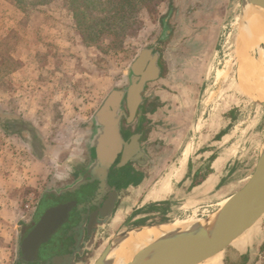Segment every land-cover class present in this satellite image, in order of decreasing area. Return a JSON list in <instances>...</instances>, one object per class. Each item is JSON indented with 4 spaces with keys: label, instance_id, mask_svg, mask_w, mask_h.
<instances>
[{
    "label": "rangeland",
    "instance_id": "obj_1",
    "mask_svg": "<svg viewBox=\"0 0 264 264\" xmlns=\"http://www.w3.org/2000/svg\"><path fill=\"white\" fill-rule=\"evenodd\" d=\"M93 1L0 0V120L20 121L23 130L12 134L0 126V264H18L22 230L37 219L42 199L53 189L72 186L89 164L93 118L113 90L129 85L131 67L144 49L161 54L162 70L144 98L160 105L155 92L165 89L164 79L170 76L180 91H166L188 108L179 130L177 124H162L169 138L153 135L157 140L150 144L155 125L163 122L142 114V143L151 161L142 167L141 190L146 192H131L132 201L143 199L152 187L180 181L191 151L201 152V177L210 167H223L208 163L219 152L231 164L230 182L237 187L217 190H240L262 151L264 108L241 85L242 0ZM132 13L134 21L129 20ZM252 54L264 68V45L261 54L256 47ZM138 121L123 127L138 132ZM219 205L202 202L171 222L133 221L124 209L115 225L100 231L85 264H94L122 233L174 221L191 224L201 218L197 211L207 215ZM250 247L258 248L251 257L246 253ZM216 261L264 264V217L207 264Z\"/></svg>",
    "mask_w": 264,
    "mask_h": 264
},
{
    "label": "water",
    "instance_id": "obj_2",
    "mask_svg": "<svg viewBox=\"0 0 264 264\" xmlns=\"http://www.w3.org/2000/svg\"><path fill=\"white\" fill-rule=\"evenodd\" d=\"M242 1V21L244 27L248 28L245 21L248 7L264 12V0ZM165 31L169 32L167 26ZM263 45L260 47L254 45L260 54ZM160 58L161 54L153 49L141 51L131 67L129 85L125 89L113 90L93 118L94 130L90 141V156L93 163L87 174L66 190L55 192L60 195L74 193L89 184L99 183L95 196L98 200L104 201V208L101 210L103 226L115 212L119 200L118 191L131 185L137 186L145 178L143 173L137 172L130 164L137 163L144 167L151 161L145 146L141 145L140 140L143 136L125 130L123 120L126 118L129 125L135 121L145 100L144 93L148 84L161 77ZM260 105L264 108V103ZM116 166L118 176L112 177L111 171ZM225 201H227L225 205H222ZM75 207L83 209L85 204L78 205L73 201L47 212L20 246L24 261L30 263L39 259L43 244L59 226L68 221ZM263 217L264 141L254 172L239 191L220 203L219 207L205 218L165 233L156 243L142 249L130 264H205L225 252ZM159 226L161 225L146 226L137 230ZM125 233L114 239L94 264H106L112 248ZM60 261L61 258H58L54 262Z\"/></svg>",
    "mask_w": 264,
    "mask_h": 264
},
{
    "label": "crops",
    "instance_id": "obj_3",
    "mask_svg": "<svg viewBox=\"0 0 264 264\" xmlns=\"http://www.w3.org/2000/svg\"><path fill=\"white\" fill-rule=\"evenodd\" d=\"M164 80H166L165 83L163 84L165 89L159 87L154 95L156 98L159 99L161 104L159 105V107L155 112H153L152 114L148 113L149 114L148 118L154 121L155 123L163 122L160 123L161 126H159L158 124L155 125V128L151 132L152 134H150V136L153 137V135L155 136L160 135L162 139H165L166 137L169 138L168 134L163 135L164 134L163 131L165 130V132L168 133L169 128L166 127L162 128V124L165 125L177 124L176 127L179 130L180 125L178 123H180V121L185 120L183 116L187 111L185 108L188 106L186 104L182 105L180 103L179 97L175 93L173 95L170 94L169 91H166V89L177 92L180 91V88L175 87L173 85V82H171L170 80V76ZM158 82L159 84H161L164 81L160 79ZM92 129L90 130L92 131ZM173 134H172V138H174L175 136ZM152 140H157V139H154L153 137L148 139L147 141L150 144ZM143 146H145L147 150V146L144 144ZM190 153L191 155L187 160V165L185 168L182 169L183 170L181 174L182 179L180 181H176V183L173 184L164 183L162 185H157V187H152L149 191H147L145 196L141 195L143 199L136 200L134 197L135 200L133 201L132 198L130 197L131 195L130 193L133 192V194H138L139 192L138 190L139 189L141 190V186H142L141 184L143 182L141 181V183L137 186L131 185L129 188L123 189V192L120 193L119 195V200L114 215L111 221H109V223H107L105 227H110L111 225L112 226L115 225L117 220L120 219V217L123 215L124 209H128L127 211L129 216L126 219H132L133 221L135 220L141 221L145 218H148L149 221L151 222L152 219L160 218V219H165V221L168 220L169 222H171L175 218L185 217L188 209H190V207L192 206L202 204V202L205 201L209 203L210 202L215 203V205L217 204L219 205L224 200H226L227 198L235 194L237 191H239L237 189H235V191L233 189L232 192L230 191L227 192L228 189L224 190L223 192H221V189L217 190L219 187H229V186L231 187L237 185V184H231L230 182L231 171H232L230 167L231 164L224 162L219 152L214 153L215 155H213L211 161L208 163L209 164L219 163V165L223 164V167L220 166L219 167L220 169L216 167H210L211 169L203 177H201V175L205 170L204 167L205 163L200 162L199 160L200 158L199 154L201 152L198 153V151H191ZM141 169H142L141 173L145 175L144 168ZM135 170L139 172L137 169ZM141 192L143 193L146 191L141 190ZM147 196H148V200L144 201L145 197L147 198ZM131 201H132V205H130ZM132 220H129L128 222ZM242 247L243 246L241 245L240 247L237 248L238 250L241 251ZM257 250L258 248L256 247H250L249 249H247L246 253H250L249 256L251 257L256 254ZM210 264L213 263L210 262ZM215 264H217V261L215 262ZM221 264H225V263L221 262ZM248 264H250V262Z\"/></svg>",
    "mask_w": 264,
    "mask_h": 264
},
{
    "label": "flooded vegetation",
    "instance_id": "obj_4",
    "mask_svg": "<svg viewBox=\"0 0 264 264\" xmlns=\"http://www.w3.org/2000/svg\"><path fill=\"white\" fill-rule=\"evenodd\" d=\"M160 64V61H159ZM142 106V105H141ZM139 108L138 117V132L134 131L132 134L140 133L143 136V131L140 127L143 123V111ZM126 118L123 120V124L126 125ZM136 120V119H135ZM94 130V126L92 131ZM90 132V141L92 139V133ZM141 145L142 138H141ZM147 151V150H146ZM90 153V149H89ZM148 153V152H147ZM89 164L83 169L78 175L74 184L81 181L87 174L93 160L90 156ZM135 169L141 172V166L137 163H132ZM117 166L111 171V176H118ZM99 183L89 184L82 187L81 191H76L74 193L66 194H56L62 190H66L68 187L63 189H53L50 191L49 195L42 199V204L40 206V211L38 213L37 219L32 221L31 224L24 227L21 234V244L24 240L33 232L37 224L43 219L47 212L53 208L61 205L76 201L78 205L85 204L83 209H78L75 207L68 218V221L62 226H59L55 232L50 236L48 241L43 244L40 249L39 259L36 262H26L21 258L18 264H85L87 257L91 254L95 248L97 241L99 239L100 231L104 226V218L101 216V210L104 208V201L98 200L95 196ZM123 190H119L118 193H122ZM107 196V195H106ZM104 197L106 201L107 197ZM114 215V214H113ZM113 217V216H112ZM112 217L109 221H111ZM109 221L107 223H109ZM20 244V246H21ZM21 250V249H20ZM61 258L60 262H54L55 259ZM54 260V261H53Z\"/></svg>",
    "mask_w": 264,
    "mask_h": 264
},
{
    "label": "bare ground",
    "instance_id": "obj_5",
    "mask_svg": "<svg viewBox=\"0 0 264 264\" xmlns=\"http://www.w3.org/2000/svg\"><path fill=\"white\" fill-rule=\"evenodd\" d=\"M245 21L248 23V28H242L238 38L240 72L242 74L241 85L248 96L261 104L264 103V68L252 53L255 46L260 47L264 44V12L250 6L246 11ZM226 202L222 205H225ZM182 225H186V222L178 224L177 221H174V223L162 224L159 227H149L141 229L142 231L134 230L125 233L124 237L112 248L106 264H130L142 249L156 243L165 233Z\"/></svg>",
    "mask_w": 264,
    "mask_h": 264
},
{
    "label": "trees",
    "instance_id": "obj_6",
    "mask_svg": "<svg viewBox=\"0 0 264 264\" xmlns=\"http://www.w3.org/2000/svg\"><path fill=\"white\" fill-rule=\"evenodd\" d=\"M93 2H94L93 0H87V4L88 5H90ZM127 3L129 4V1L128 0H127ZM126 6H128V5H125V4L122 5V8H123V10L125 12V15H127ZM133 13H132V16L130 17L129 20H133V21L135 20L136 14H133ZM79 24H80V26H84V23L83 22H80L79 21ZM158 107H159V105H158L157 102L148 101V99H145L144 102H143V105L141 106V110L143 111V113H153V112H155L157 110ZM10 119H8L7 117H5L4 119L0 120V126H1V128L3 130H5L6 132H8V133H12V134L14 133V134H19L20 135L22 133V131H23L22 129L18 128V126L21 124V122L19 121V122L14 123L13 121H10ZM34 153H35V155L38 158L41 159L42 155H40V153L36 149H35Z\"/></svg>",
    "mask_w": 264,
    "mask_h": 264
},
{
    "label": "built area",
    "instance_id": "obj_7",
    "mask_svg": "<svg viewBox=\"0 0 264 264\" xmlns=\"http://www.w3.org/2000/svg\"><path fill=\"white\" fill-rule=\"evenodd\" d=\"M192 213H194V212H192ZM197 215L201 217V218L198 219V220H200V219L205 218L207 215H209V213L207 215H205L204 213L203 214L202 213L200 214V212L197 211Z\"/></svg>",
    "mask_w": 264,
    "mask_h": 264
}]
</instances>
